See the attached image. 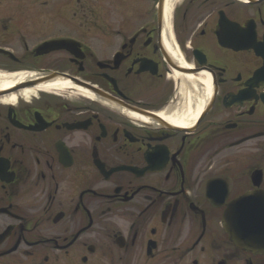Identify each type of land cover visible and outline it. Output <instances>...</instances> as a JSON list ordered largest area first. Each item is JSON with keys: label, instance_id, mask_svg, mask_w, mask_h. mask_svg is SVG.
<instances>
[{"label": "flooded vegetation", "instance_id": "obj_1", "mask_svg": "<svg viewBox=\"0 0 264 264\" xmlns=\"http://www.w3.org/2000/svg\"><path fill=\"white\" fill-rule=\"evenodd\" d=\"M51 6L0 25L15 87L70 83L0 100V264H264V0Z\"/></svg>", "mask_w": 264, "mask_h": 264}, {"label": "rangeland", "instance_id": "obj_2", "mask_svg": "<svg viewBox=\"0 0 264 264\" xmlns=\"http://www.w3.org/2000/svg\"><path fill=\"white\" fill-rule=\"evenodd\" d=\"M7 1V2H6ZM0 0V25L3 28H22L23 32L29 34L30 40L36 42L38 39L50 34L52 27H59V23L54 18L52 0ZM6 3H8L6 5ZM64 2H58L62 5ZM11 7V8H10ZM13 10H18L14 14ZM12 13V14H10ZM68 23L72 21L73 13L69 12ZM16 17L15 19H10ZM25 17V18H24ZM62 22V21H60ZM26 25V26H25ZM26 27V28H25ZM44 35L42 33L44 32ZM18 31H16L17 33Z\"/></svg>", "mask_w": 264, "mask_h": 264}, {"label": "bare ground", "instance_id": "obj_3", "mask_svg": "<svg viewBox=\"0 0 264 264\" xmlns=\"http://www.w3.org/2000/svg\"><path fill=\"white\" fill-rule=\"evenodd\" d=\"M27 78L24 74H5L0 72V92L7 91L15 87L17 83L24 81ZM70 87V83L63 79H55L46 84H40L33 88L23 89L18 95L11 94L10 96L2 97L0 100L5 102L15 103L19 97L24 99H30L32 96L37 95L40 92L52 93ZM90 97H93L90 93H87ZM203 107V106H202Z\"/></svg>", "mask_w": 264, "mask_h": 264}, {"label": "water", "instance_id": "obj_4", "mask_svg": "<svg viewBox=\"0 0 264 264\" xmlns=\"http://www.w3.org/2000/svg\"><path fill=\"white\" fill-rule=\"evenodd\" d=\"M52 43H47L45 44L44 46L41 47V49H44V48H47L45 51H43V53L47 54L49 52L52 51ZM48 77H46L45 79L41 80V81H37V82H31V83H21L20 86H17L15 87V89H12V90H16V89H28V88H33V87H36L37 85H40V84H44V83H49L53 80H55L58 76V74L56 73H51L49 75H47ZM11 90V91H12ZM11 91H8V92H11ZM4 93H0V95H3ZM234 240L237 242V243H241V241L237 240V238H234Z\"/></svg>", "mask_w": 264, "mask_h": 264}]
</instances>
